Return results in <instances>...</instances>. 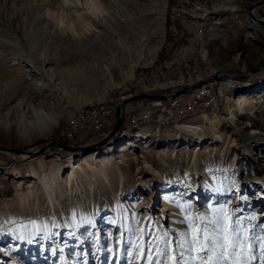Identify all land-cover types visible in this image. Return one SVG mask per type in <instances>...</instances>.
Returning a JSON list of instances; mask_svg holds the SVG:
<instances>
[{
  "label": "rangeland",
  "instance_id": "374dc122",
  "mask_svg": "<svg viewBox=\"0 0 264 264\" xmlns=\"http://www.w3.org/2000/svg\"><path fill=\"white\" fill-rule=\"evenodd\" d=\"M99 1L102 10L92 13L89 0H0V120L29 102L60 114L47 136L1 127V146L94 143L114 122L105 135L70 140L63 132L71 113L97 104L115 113L122 99L145 91L220 70L253 72L234 76L218 110L208 103L169 122L161 111L128 122L104 145L116 148L92 164L84 156L104 146L25 160L0 152V264H264V67L255 69L264 64V26L248 17L263 0ZM192 6L208 12L201 31L191 17L183 26L176 18V9ZM246 21L254 29L240 33ZM181 46L187 52L179 55ZM141 100L149 99L129 103ZM70 157L81 164L78 175ZM71 214L77 230L66 221Z\"/></svg>",
  "mask_w": 264,
  "mask_h": 264
},
{
  "label": "bare ground",
  "instance_id": "6f19581e",
  "mask_svg": "<svg viewBox=\"0 0 264 264\" xmlns=\"http://www.w3.org/2000/svg\"><path fill=\"white\" fill-rule=\"evenodd\" d=\"M89 1H90V5H91V8H92V11H91L92 13L93 12L96 13V12L102 10V8H101L102 5L100 4L99 0H89ZM258 8H259L258 5L253 6V12L259 17ZM189 9H192V8H189ZM186 10L187 9H181V8L180 9H176V16H177L176 18L180 19V21H183V19L189 21L190 20L189 17H191V20H192V23H193L194 22V15L193 14H186V16L184 17V12ZM202 13H204V14H202V21H203L202 28H203V26L205 25V22H204L205 21V16L207 15L206 13H208V12H202ZM250 21H251V19H250ZM263 65L264 64H262V66ZM103 68H104V72L106 74H108V75L111 74L110 66L105 65V66H103ZM217 73H220L221 75H222V73H225L224 76L231 77V75L228 73L227 70L217 71L213 75H215ZM243 74L245 75L246 73H243ZM251 74H249L248 76L250 77ZM222 76H219V77H222ZM219 77H216V78H213V79H217ZM233 78H235V77L233 76ZM213 79H211V80H213ZM207 81H209V80H206L205 82L207 83ZM211 83H219L220 87H227V79L226 80H224V79H222V80H214ZM235 84H236V82H231V87H234ZM188 85H192V84H188ZM195 88L196 87L193 88L194 90L191 89L193 91L190 90L191 92L188 93V94H184L183 93V96H185V97L187 96V97H191V98H198V90H197V88L196 89ZM227 88H229V87H227ZM222 92L223 91H220V95H222ZM204 105H208V103H204L200 107L203 108V107H205ZM101 108L102 107H100V105L97 104L96 106L93 105V106L89 107L88 109H82V110H86V112H93V111H95L97 109H101ZM178 109H179V100H170L169 101V110L170 111H165V112H166V114H168L171 117L172 116V111H177ZM191 109H193L191 111V112H193L197 108H191ZM157 112H159V111H152V113H150V114H138L133 121L135 122L138 119L141 120V121H150V120L153 119L154 115L157 114ZM59 117H60L59 113L45 111V109L43 108L42 105L40 106L39 104L37 105V104L29 102L28 104H26L24 106H21V111L19 113L12 114V111H8L7 114H5L4 118L2 120H0V128L3 127L4 130L5 129L6 130H10L11 128H13L18 133H20L22 135H26V136L36 135V134L37 135H41V136H47V135L51 134L54 131V128L58 125ZM202 118L204 119V121L208 125H213V123H215V120H216L214 116H211L209 114L202 115ZM131 121H129V122H131ZM70 122H71V125L73 126V119ZM109 143H107V144H109ZM107 144H104V145H107ZM104 145H102V146H104ZM102 146H100V147H102ZM100 147H98V148H100ZM36 148H38V146L35 147V148L34 147L29 148L28 151H32V150H34ZM115 148H116L115 144L104 146V147L100 148L96 153L92 152V153L84 156L83 161H85V164H92L95 161L94 156H97L98 154H102V153H104L107 150H111V149H115ZM123 148L124 147H122L121 149H123ZM97 149H94V150H97ZM94 150H91V151H94ZM49 151L51 152L52 150H49ZM49 151H46V152H49ZM0 152H4V151H0ZM46 152H43V153H46ZM5 153L13 154L15 157L20 158L22 160H25V159H28V158H33L35 156L43 154V153H40V154L29 155L28 152H23L22 154L19 155V154H16L14 152H10V151L9 152L5 151ZM71 153H74V152H71ZM74 154H78V153H74ZM107 155H104L105 157L103 156L101 158H98L97 160L98 161L102 160L101 161V163H102L103 159L108 157ZM72 160H73V157H70L69 160H68L70 162L71 166H72V172L71 173H72V175H78L79 171L81 170V167H80L81 164L79 163V165L73 166ZM78 169H79V171H78ZM42 184L46 188L45 189L46 191L49 190V187L51 188L50 179H49L47 174L44 175V178L42 179ZM75 187L78 188V182L76 183V185H74V188ZM71 188H73V187H71ZM83 213H84V210L79 209V214L83 215ZM72 217H73L72 214L70 216H67L66 221L74 228V230H77V225L74 223ZM94 217H95V215H94ZM58 221L61 223L60 220H58Z\"/></svg>",
  "mask_w": 264,
  "mask_h": 264
},
{
  "label": "built area",
  "instance_id": "2783aa9c",
  "mask_svg": "<svg viewBox=\"0 0 264 264\" xmlns=\"http://www.w3.org/2000/svg\"><path fill=\"white\" fill-rule=\"evenodd\" d=\"M193 5V3H192ZM186 14L194 15V22L192 23L195 26H198L199 30L202 29V12L201 14H194V8L187 9L184 12V17ZM184 25V19L183 24ZM187 49L184 46H181V50L177 54L186 53ZM178 55V56H179ZM186 56V55H184ZM175 59V58H171ZM188 60L190 57L184 60V65H189ZM227 79V87H231V82H236V78L224 76ZM227 87H220L219 83H211V81L200 84L196 86L198 90V98L185 97L182 94L173 96L167 101L161 100H141L136 103H127L126 105V115L124 122L122 124V129L127 131L128 122L134 120L138 114H150L152 111H161V119L163 122H169V119H174V117L180 115L181 113L187 111L189 108H197L204 103H211L212 107L218 110L221 101L220 91H225ZM170 100H179V109L177 111H172V118H165V111L169 110V101ZM115 116L114 107L111 109H97L93 112H86V110H77L76 112L71 113L66 119H73V126H70V129H64L63 135L67 139H75L80 133L88 132L91 133L92 138H97L100 135H105L104 131L109 125H111ZM115 118V117H114ZM65 119V121H66Z\"/></svg>",
  "mask_w": 264,
  "mask_h": 264
},
{
  "label": "water",
  "instance_id": "95a60500",
  "mask_svg": "<svg viewBox=\"0 0 264 264\" xmlns=\"http://www.w3.org/2000/svg\"><path fill=\"white\" fill-rule=\"evenodd\" d=\"M256 5L264 6V0L260 1ZM248 17L251 19V21L253 23L264 26V14H261V17H258L253 12V6L249 7ZM263 66L259 65L255 69L256 70L261 69ZM252 72L253 71H249L245 75L240 74V75H234V76L237 78H242V79L247 78V77L249 78L248 75L251 74ZM222 75L224 76L225 73H222ZM222 75L220 73H217V74L209 77L208 79H201L200 81H197L196 83H194L192 85L184 84V85H181L179 87L169 89L165 92L145 91V92H142V93H139V94H136V95L122 99L116 105L115 120H114V123H113L111 129L107 132V134L103 138L99 139L98 141H96L94 143H87V144H83V145H78V144H69V143H63L60 141L48 139L45 143L41 144L40 146H38V148H36L32 151H28V149H17V148H13V147H4L1 145H0V151H4V152L10 151V152H14V153L19 154V155L22 154L23 152H28L29 155H32V154H40V153H43V152H46L49 150H52L51 152H53V151H64V152L81 153V152H88V151L97 149L98 147L113 141L114 137L117 135L119 129L121 128V126L124 122L125 115H126V105L130 101L139 100V99L167 101L175 95L186 93V92L190 91L191 89L202 84L206 80H211L213 78H216V77H219ZM231 76H233V75H231Z\"/></svg>",
  "mask_w": 264,
  "mask_h": 264
},
{
  "label": "crops",
  "instance_id": "0c3cea01",
  "mask_svg": "<svg viewBox=\"0 0 264 264\" xmlns=\"http://www.w3.org/2000/svg\"><path fill=\"white\" fill-rule=\"evenodd\" d=\"M239 27H240V29H239V32L241 33L242 32V30L243 29H249V31H250V29H254L253 27H252V24L249 22V21H246V23H241L240 25H239ZM243 28V29H242ZM258 32V31H257ZM239 33V34H240ZM253 33H255V32H253ZM241 35V34H240ZM254 34H249V36L251 37V36H253ZM262 36H263V34H262ZM262 40V42L260 41V44H262V45H264V39H261ZM259 42V41H258Z\"/></svg>",
  "mask_w": 264,
  "mask_h": 264
},
{
  "label": "snow or ice",
  "instance_id": "6c2138e0",
  "mask_svg": "<svg viewBox=\"0 0 264 264\" xmlns=\"http://www.w3.org/2000/svg\"><path fill=\"white\" fill-rule=\"evenodd\" d=\"M245 240H247V234H245ZM225 241H226V243H225L224 247L225 248L230 247L231 246V242L229 241V238L227 236H225ZM193 243H198V240L194 239ZM262 249H264V244H262ZM199 250L202 251L203 248H200ZM225 258H227V257L225 256ZM172 264H175L174 260L172 261Z\"/></svg>",
  "mask_w": 264,
  "mask_h": 264
}]
</instances>
